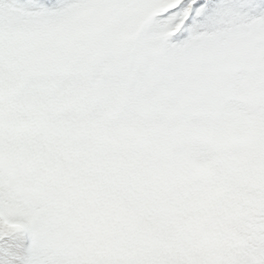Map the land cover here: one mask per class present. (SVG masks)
I'll use <instances>...</instances> for the list:
<instances>
[{
    "label": "snow or ice",
    "instance_id": "1",
    "mask_svg": "<svg viewBox=\"0 0 264 264\" xmlns=\"http://www.w3.org/2000/svg\"><path fill=\"white\" fill-rule=\"evenodd\" d=\"M0 264H264V0H0Z\"/></svg>",
    "mask_w": 264,
    "mask_h": 264
}]
</instances>
